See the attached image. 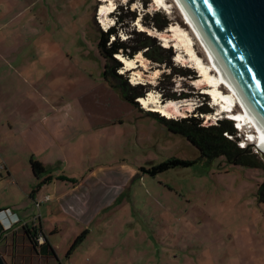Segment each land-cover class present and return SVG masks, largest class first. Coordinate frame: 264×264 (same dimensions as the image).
<instances>
[{
	"label": "rangeland",
	"instance_id": "rangeland-1",
	"mask_svg": "<svg viewBox=\"0 0 264 264\" xmlns=\"http://www.w3.org/2000/svg\"><path fill=\"white\" fill-rule=\"evenodd\" d=\"M120 1L127 2L116 3ZM100 2L0 0V102L6 103L4 108L0 104V120L14 114L18 122H26L29 107H35L33 100L36 105L43 101V106L47 100L53 102L63 112L61 127L72 131L60 135L56 173L83 181L96 172L84 189L91 196L80 199L87 200L83 203L87 213L72 219L59 212L55 217L61 230L41 232L49 233L56 254L34 247L24 222L18 226L19 222L0 240L6 264H264V201L259 200L264 169L236 165L224 156L199 158V149L152 118L147 112L152 109L144 107L140 98L138 107L122 97L105 77L107 59L99 41L108 26L98 21ZM119 9L124 17L121 39L140 44L138 31L153 38L150 49L139 51L146 64L138 68L142 79H135L124 63L120 72L130 75L133 83L146 85V96L153 92L163 102L184 103L169 117L191 115L203 103L214 108L211 115L200 114L204 124L225 117L227 113L215 114L218 108L211 94L196 83L203 76L194 70L198 67L177 60L175 42L162 41L139 24L160 30L152 20L155 15L159 21L166 18L169 25L187 28L178 9L172 13L158 9L152 0H128ZM158 45L171 50L161 51ZM196 49L203 57L198 42ZM148 52L156 57L150 58ZM171 66L189 67L193 75L181 76ZM250 141L246 144L264 162ZM1 146L14 150L18 171L5 175L6 163L0 162L5 165L0 171V205L29 203L31 216H44L47 203L36 207L27 192L36 181L30 166L33 142L27 143L20 131L1 126ZM174 156L198 161L156 176L141 170Z\"/></svg>",
	"mask_w": 264,
	"mask_h": 264
},
{
	"label": "trees",
	"instance_id": "trees-1",
	"mask_svg": "<svg viewBox=\"0 0 264 264\" xmlns=\"http://www.w3.org/2000/svg\"><path fill=\"white\" fill-rule=\"evenodd\" d=\"M122 8L123 6H118ZM120 9L117 11V24L111 27L109 30H102L99 47L101 53L106 57L107 64L105 68V77L107 80L111 81L113 87L120 90L121 95L127 101L140 106L138 99L140 97L146 96V85L143 83L133 84L129 80L130 75H126L127 73L120 72L122 67L124 66V62L116 57L118 54H123L126 57L134 58L135 55L144 47H148L152 45L151 40L152 35L146 34V32L138 31L137 34L140 35L139 41L140 44L130 43L127 39H121L120 29L123 27L124 17L121 15ZM152 20L157 28L163 30L166 28L170 20L164 18V21H159L155 15L152 16ZM112 37H114L112 39ZM130 39V38H129ZM131 41V40H130ZM132 41H135L133 39ZM159 50L170 52L171 48H166L161 45L157 46ZM147 55L150 58H155L156 54L148 52ZM171 58V55L169 56ZM160 61H164L163 59L157 58ZM172 67V66H171ZM173 70L175 73L181 76H192L193 72L191 68L184 66H173ZM172 77V76H169ZM206 95V94H204ZM206 97V96H204ZM148 114L157 119L159 122L164 124L170 131L176 134H181L185 138H187L195 147H197L201 153L199 158H206L208 160H212L218 156H224L231 163L236 165H242L245 167H261L264 169V162L259 159L258 154L253 150L252 146H246L245 148L240 147L238 144L237 137L238 130L235 128V124L233 120L222 117L216 120L215 123H211L209 125L203 123V117L208 113L213 112V108L206 103L198 106L197 112H193L191 115L183 116V117H167L162 115L159 111L147 110ZM202 114V116L200 115ZM232 137H229L228 135ZM233 136L235 138L233 139ZM198 159H183L179 157H170L164 161H160L158 163L152 164L150 167H141V170L151 174L152 176H156L159 173L165 172L169 169L176 167H188L197 163ZM32 168L37 177L41 176L45 173L46 168L44 164L38 160L32 161ZM61 179H68L65 176H60ZM49 180V177L46 178L42 183H45ZM75 180V179H73ZM39 184L36 189L40 187ZM260 201H264V181L260 185ZM2 211V210H0ZM25 234L29 237L31 243L36 248H40V250L44 253H54L56 252L52 248V244L49 241L47 234H43L45 236V243L42 245L38 244L37 237L42 232L40 228L37 226L31 227L28 224L23 225ZM13 230V229H11ZM11 230H5L1 221H0V237L4 232H8ZM43 233V232H42ZM85 235L82 234L79 236L74 244L71 247V250L77 245V243L83 238ZM70 250V251H71Z\"/></svg>",
	"mask_w": 264,
	"mask_h": 264
},
{
	"label": "water",
	"instance_id": "water-1",
	"mask_svg": "<svg viewBox=\"0 0 264 264\" xmlns=\"http://www.w3.org/2000/svg\"><path fill=\"white\" fill-rule=\"evenodd\" d=\"M181 2L264 127V0ZM0 264H6L1 254Z\"/></svg>",
	"mask_w": 264,
	"mask_h": 264
},
{
	"label": "crops",
	"instance_id": "crops-1",
	"mask_svg": "<svg viewBox=\"0 0 264 264\" xmlns=\"http://www.w3.org/2000/svg\"><path fill=\"white\" fill-rule=\"evenodd\" d=\"M20 103L24 104L26 103V100ZM36 103L37 102L33 100V106L35 107L31 110H29L31 106L29 107L26 122H18V118H16L14 114H9L7 117H5V115L3 116L4 118L2 117L0 125L8 127L11 132L16 130L20 131L21 134L26 135L27 143L30 141L33 142L34 146L29 150V153L31 155V171L33 172L36 181L33 183V188L31 187L32 189H28L27 192L31 200L35 202L36 207H39L41 202L47 203L46 213L44 216L41 213L36 217L31 216L32 214L27 211L29 203H24L23 205L16 203L11 205L10 203H5L4 205H0V210L11 209L12 212L16 214L15 217L20 219V224H18V226H21L22 222H24V224H28L31 227L37 226L41 230L54 233L61 230L59 219L55 217V214L61 212L66 216H71L72 219H75V216L81 219L82 216L87 213V211L84 210L85 207L83 205L84 202L85 204L87 203V200L82 202L80 199H85L91 196V194L84 189L86 182L94 177L93 175H96V172L91 173L87 177H83V181H74V177L72 179L59 178L62 175L56 173L58 171H55L57 160L59 159V156H57V147L59 145H57V143L60 144V141L62 142L63 140L60 138V135L68 136L72 131L69 127H61V123H63V112L60 111V106L56 107L53 102L48 100L47 102H44V106L43 101H41L40 105H36ZM0 104L3 105V108L6 107L4 101L0 102ZM38 106H43L45 108H43L41 112H38ZM13 151L10 152L9 148H4L2 146L0 148V154L2 155V160H0V162L3 161L6 163L7 168L5 170V175L8 174L9 176L14 173L17 174L18 171L16 167H14L15 164L12 160ZM33 160L42 162L46 168L45 173L39 177H37L33 171ZM48 177L49 180L42 183ZM41 183L42 185L36 189ZM57 227H59V231H56ZM8 232H4L0 237V240H2L4 235ZM49 233L47 236L52 244Z\"/></svg>",
	"mask_w": 264,
	"mask_h": 264
},
{
	"label": "bare ground",
	"instance_id": "bare-ground-1",
	"mask_svg": "<svg viewBox=\"0 0 264 264\" xmlns=\"http://www.w3.org/2000/svg\"><path fill=\"white\" fill-rule=\"evenodd\" d=\"M152 2L156 8L168 9L170 13L173 12V8H177L188 27L184 28L179 23H171L166 31H162L152 28L147 29L146 26L139 23L141 27H144V30L150 31V33L156 32L162 37V41H166L167 43L175 42V46L178 50L177 60L188 62L192 66H197L203 74L196 83L198 86L205 89L207 93L212 95L215 105L218 108V113L216 114L221 115L227 113L238 121L240 127L245 128L246 126L250 128L251 131L249 130L248 132L251 141H249L253 142L260 152H263L264 127L251 112L248 104L238 92L227 72L214 55L204 36H202L198 30L193 18L184 8L181 0H152ZM115 5L116 0H101L97 14L102 24L109 26L108 24H110L111 21L109 13L112 12ZM196 41L200 43V46H203V57L197 52ZM204 50H206V52ZM119 58L124 61L128 70L131 69L134 71L135 79H142L143 72L138 70L141 66L146 67L145 56L142 52H138L134 58L119 54ZM154 73L157 75L159 70L154 71ZM225 88L227 91L224 90ZM139 100L144 107L162 112L163 115H167L168 117L173 111H180L181 106L184 105L181 101L176 100L163 102L157 95H154L153 92H150L148 96L140 97Z\"/></svg>",
	"mask_w": 264,
	"mask_h": 264
},
{
	"label": "clouds",
	"instance_id": "clouds-1",
	"mask_svg": "<svg viewBox=\"0 0 264 264\" xmlns=\"http://www.w3.org/2000/svg\"><path fill=\"white\" fill-rule=\"evenodd\" d=\"M119 4H117L116 3V6L118 7V6H124V5H127L126 3L127 2H118ZM119 8V7H118ZM116 14H117V11L115 12V14H113L112 16H111V23L113 24V25H116L117 24V21H118V19H117V16H116ZM110 23V25H112ZM106 30V29H105ZM123 62V61H122ZM211 114H213V112L212 113H208V114H206V115H211ZM226 117V116H225ZM238 125V124H237ZM239 126V125H238ZM235 128L238 130V133H237V137H239L240 139H242V140H247V141H249L250 139L249 138H246V139H243L242 137H243V133L241 132V130L235 125ZM235 138V136L233 137V139ZM239 139V140H240ZM245 148V147H244ZM15 215L16 214H8L7 216H5V218L2 220L1 219V217H0V221H1V223H2V225H3V227H4V229L6 230V228H10L13 224L15 225V224H18L19 223V218H16L15 217Z\"/></svg>",
	"mask_w": 264,
	"mask_h": 264
},
{
	"label": "built area",
	"instance_id": "built-area-1",
	"mask_svg": "<svg viewBox=\"0 0 264 264\" xmlns=\"http://www.w3.org/2000/svg\"><path fill=\"white\" fill-rule=\"evenodd\" d=\"M98 16V15H97ZM98 21H99V23L101 24V25H103L102 24V22H100V18L98 17ZM105 29H107V28H105ZM112 38H114V37H112ZM130 81H131V83H133L132 82V79H130ZM133 84H135V83H133ZM233 122H234V124H238V121L237 120H233ZM228 135V134H227ZM229 137H232L231 135H228ZM234 137V136H233ZM246 142L247 141H244V140H242V139H240V140H238V144L240 145V147H242V148H244V147H246L247 146V144H246ZM2 169H5V165L4 164H1L0 165V171L2 170ZM7 214H13L14 215V213L12 212V210L11 209H6V210H2V211H0V217H2V216H7ZM19 222H20V220H19ZM15 227V225L13 224L10 228H6V230H11V229H13ZM37 240H38V244L39 245H42V244H44L45 243V236L42 234V233H40L39 235H38V237H37Z\"/></svg>",
	"mask_w": 264,
	"mask_h": 264
}]
</instances>
